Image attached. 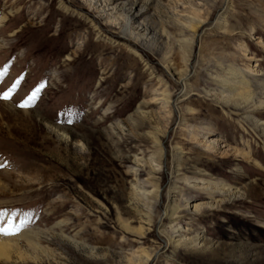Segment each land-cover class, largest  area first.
<instances>
[{"label":"rangeland","instance_id":"1","mask_svg":"<svg viewBox=\"0 0 264 264\" xmlns=\"http://www.w3.org/2000/svg\"><path fill=\"white\" fill-rule=\"evenodd\" d=\"M2 14L0 227L24 226L0 237L40 231L45 252L19 239L35 258L0 264H264V107L223 104L210 76L217 60L264 72V0H0ZM208 180L239 192L210 196Z\"/></svg>","mask_w":264,"mask_h":264},{"label":"bare ground","instance_id":"2","mask_svg":"<svg viewBox=\"0 0 264 264\" xmlns=\"http://www.w3.org/2000/svg\"><path fill=\"white\" fill-rule=\"evenodd\" d=\"M138 13L139 12H137L135 15H137ZM6 18L7 14H2L0 16V23L6 21ZM217 21H221V18H219ZM197 22H199L198 24H200L203 21ZM133 32L134 31H132L131 28V20L129 18L128 20H126V25L123 28V34L133 36ZM258 42L263 45V41L261 39H259ZM188 60L189 59L185 58L186 63L188 62ZM214 66V74H210V76H212L211 81H213L214 86L216 85L218 94L216 96L218 100H220L225 105L240 107L244 111H251L252 108L253 110H255L264 107V72L260 69L254 68L255 66H257V64L254 63L251 64V66L242 69L241 67H238L233 63L224 64L223 61L221 62L217 60L215 61ZM179 74L180 76H186L187 69H185L183 72H180ZM154 99L155 101L158 100L159 102H161L164 107H167V104L169 103L168 92H166V90H163L160 94H156ZM251 118H253L251 117V115H245L246 120L252 121ZM255 127H260L262 130H264L262 122H256ZM206 184L207 185L201 186V188L206 189L210 196H214L216 194L228 195L230 192L234 191L239 192V189H234L229 185L220 183L219 181L208 180L206 181ZM156 191L154 192L156 193ZM144 194L145 196L148 195L146 191L142 193V195ZM190 205L194 209H198L199 207L198 204L194 203H190ZM178 208V204H173L172 210H174V214L177 213L176 211L178 210ZM175 228H178V225ZM41 235L42 232L40 231L27 229L23 230L21 234L17 236L0 237V260L12 261L13 257L17 259H25L26 257L35 258V256H32L29 252L25 251V249L21 248V246L19 245V239H23L29 247L34 249L39 248L38 250L45 252V250L43 248H40L36 242L38 237L40 238ZM44 237L47 238L46 235ZM178 240H180L179 237L174 241ZM148 258V254H146L144 258L145 261H147Z\"/></svg>","mask_w":264,"mask_h":264},{"label":"snow or ice","instance_id":"3","mask_svg":"<svg viewBox=\"0 0 264 264\" xmlns=\"http://www.w3.org/2000/svg\"><path fill=\"white\" fill-rule=\"evenodd\" d=\"M11 97V92L8 93H4L2 96H0V99H4V100H8ZM34 98V94L33 97ZM31 100L22 103L20 105V107H28L30 105ZM2 215V214H0ZM24 226V222H21V224L13 226L10 222L8 224H6L4 227H0V234L3 235H16L17 233H19V231L21 230V228Z\"/></svg>","mask_w":264,"mask_h":264}]
</instances>
